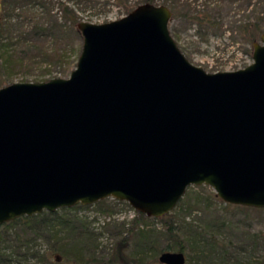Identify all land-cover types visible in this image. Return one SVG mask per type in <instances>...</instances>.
Returning a JSON list of instances; mask_svg holds the SVG:
<instances>
[{
    "label": "water",
    "instance_id": "obj_1",
    "mask_svg": "<svg viewBox=\"0 0 264 264\" xmlns=\"http://www.w3.org/2000/svg\"><path fill=\"white\" fill-rule=\"evenodd\" d=\"M170 17L142 2L80 20L67 77L0 86V223L106 197L159 217L199 184L264 207V31L251 63L208 72L177 47Z\"/></svg>",
    "mask_w": 264,
    "mask_h": 264
},
{
    "label": "trees",
    "instance_id": "obj_2",
    "mask_svg": "<svg viewBox=\"0 0 264 264\" xmlns=\"http://www.w3.org/2000/svg\"><path fill=\"white\" fill-rule=\"evenodd\" d=\"M77 1L87 13L106 5L105 0ZM115 1L125 7L126 13L135 6ZM176 1L165 4L172 15L178 13ZM182 5L181 15L205 26L213 24L210 10ZM80 20L67 0H0V83L15 74L29 73L34 67L42 66L41 73L51 72L54 67L59 74L66 73L80 50L75 41ZM237 28L251 43L264 31V21L255 16L241 21ZM213 199L217 197L211 193L207 201L194 198L193 203H201L207 211ZM117 204L128 205L106 197L91 204L42 210L0 223V264H161L157 257L162 251L182 252L184 264H264V217L263 229L250 231L244 223L246 214L239 225L218 214L192 217L193 206H183L181 198L162 216L134 211L129 220H107L97 227L92 225L94 217L90 220L79 214L80 210L92 209L97 214L111 215ZM231 207L264 212V207ZM104 231L114 237L108 245L99 241ZM39 240L48 243L47 249L40 250Z\"/></svg>",
    "mask_w": 264,
    "mask_h": 264
},
{
    "label": "rangeland",
    "instance_id": "obj_3",
    "mask_svg": "<svg viewBox=\"0 0 264 264\" xmlns=\"http://www.w3.org/2000/svg\"><path fill=\"white\" fill-rule=\"evenodd\" d=\"M105 1L106 5L104 7H100L98 11L92 13L82 11L81 4L76 0H67V5L73 7L83 20L90 19V22L93 23L114 20L126 14L125 7L122 4L117 3L115 0ZM122 1L126 5L132 6L142 3V0ZM172 2L174 0H167L166 3L163 0H155L153 3L167 5ZM176 2L179 3V5L176 4L178 13L171 14L167 27L175 44L191 63L208 72L236 70L251 63L252 43L258 42L259 36L251 43L247 42L244 34L238 30L237 26L241 21L254 19L255 16L262 17L264 21V0H177ZM182 3H189L193 9L210 10L209 18L213 21V24L205 26L204 23H196L189 16L181 15L180 12H184ZM189 13L192 14V11ZM79 37L75 41L81 46L80 34ZM73 67L72 64L64 74H59L57 67L52 68L51 72L48 73L40 72L42 66L39 68L34 67L29 73L15 74L8 80L2 81L0 86L11 82L41 81L52 77H67ZM211 193L215 195L212 188L204 184L186 187L181 199L183 206L185 204L193 206L194 209L190 216L208 218L218 214L239 225L243 223L246 214L247 220L244 223L247 224L250 231L263 229L264 212L262 211H244L232 208L231 205L235 204L225 206L226 203L216 195L217 199H213L209 203L207 211L202 208L201 203H193L194 198L198 199L199 202L207 201L206 197ZM221 206H225L226 209H222ZM134 211L129 205L117 204L116 210L111 215L97 214L92 209L80 210L79 214L86 215L90 220L94 217L92 225L97 227V225L107 220H129ZM156 225L159 227L158 223ZM109 234V231L103 232V235L99 238L101 245H108L114 240V237ZM47 247L48 243L45 240H39L40 250H45Z\"/></svg>",
    "mask_w": 264,
    "mask_h": 264
}]
</instances>
